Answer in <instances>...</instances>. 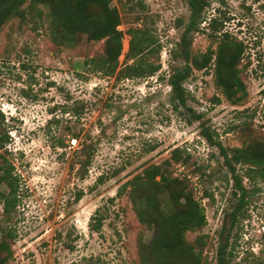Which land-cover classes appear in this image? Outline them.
<instances>
[{
	"label": "rangeland",
	"instance_id": "1",
	"mask_svg": "<svg viewBox=\"0 0 264 264\" xmlns=\"http://www.w3.org/2000/svg\"><path fill=\"white\" fill-rule=\"evenodd\" d=\"M206 1L192 52L215 51L223 32L240 41L238 68L246 95L231 104L215 90L212 69L193 70L183 86L186 106L200 121L171 105L167 85L175 65L169 52L189 17L186 0H112L121 17L117 30L144 24L161 45L159 70L145 79L100 74L86 62L102 52V41L81 36L72 46H58L34 14L3 26L0 113L8 140L1 151L20 180L19 203L8 224L15 234L8 264H139L138 242L147 243L152 233L141 228L127 197L116 193L143 169L166 164L172 176L188 180L203 208L205 226L186 237L202 235L203 264H216L218 242L229 226L232 187L216 149L200 137L199 122L228 149L241 146L251 132L264 138V0ZM139 12L143 23L135 22ZM213 18L228 19L212 39ZM128 40L127 35L121 40L119 64ZM242 127L252 131L241 133ZM81 144L93 149L82 178ZM181 150L190 155L187 165L180 162ZM246 188L244 216L229 231L228 264H264V182ZM97 210L103 221L95 233L89 223Z\"/></svg>",
	"mask_w": 264,
	"mask_h": 264
},
{
	"label": "trees",
	"instance_id": "2",
	"mask_svg": "<svg viewBox=\"0 0 264 264\" xmlns=\"http://www.w3.org/2000/svg\"><path fill=\"white\" fill-rule=\"evenodd\" d=\"M111 2L0 0V31L12 19L24 21L28 14H34L43 19L51 40L58 46H72L81 36L91 42L102 41V52L86 62L100 74L115 80L152 77L159 70L161 45L144 24L130 27L125 32L117 30L121 25V17ZM186 4L189 17L182 26L178 41L169 52L175 65L170 66L167 85L171 92V105L175 109L182 107L189 112L192 120L200 121L201 116L193 114L186 106L188 93L184 83L193 70L212 69L215 90L231 104H238L246 95L238 68L244 47L240 41L223 32L215 51L207 49L203 54L192 52V36L199 31L202 13L208 2L186 0ZM134 19L136 23L144 22L140 12ZM227 19L209 20L208 29L212 39L213 34L222 32V23ZM181 25L177 21V27ZM124 35L129 36V40L122 64H119ZM212 100L219 102L218 98ZM72 113L78 114V108H74ZM3 121L0 113V264H8L13 255L11 247L15 237L14 230L8 224L19 203L20 180L4 151H1L8 140L3 132ZM240 130L241 133L252 131L249 127ZM199 135L210 148L216 149L222 159L227 181L231 182L232 208L227 215L229 226L216 248V264H228L231 257L228 250L229 231L243 218L250 197L246 183L264 182V141L261 140L263 137L251 132L241 142V146L228 149L221 145L215 132L209 130L203 122H199ZM76 138L72 136V139ZM92 151L91 144H81L79 152L82 156L78 160V174L81 178L90 164ZM172 157L174 160L179 159ZM178 157L181 164L187 165L190 155L181 150ZM166 166L151 165L143 169L141 174L120 186L116 193L117 197H127L141 228L152 233L147 243L138 242L139 264H203L202 253L206 245L204 237L195 235L192 240L186 237L187 234H196L205 226L203 208L194 198L188 180L172 176ZM195 170L202 172L201 168ZM101 182L103 179L100 177L98 183ZM91 221L90 231L98 233L103 221L99 210ZM220 231L222 234L223 228Z\"/></svg>",
	"mask_w": 264,
	"mask_h": 264
}]
</instances>
